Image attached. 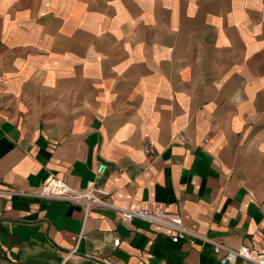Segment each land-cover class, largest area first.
Instances as JSON below:
<instances>
[{"label":"crops","instance_id":"0c3cea01","mask_svg":"<svg viewBox=\"0 0 264 264\" xmlns=\"http://www.w3.org/2000/svg\"><path fill=\"white\" fill-rule=\"evenodd\" d=\"M100 163L109 201L198 236L0 195V264H220L201 237L264 253V0H0V189H85Z\"/></svg>","mask_w":264,"mask_h":264},{"label":"built area","instance_id":"2783aa9c","mask_svg":"<svg viewBox=\"0 0 264 264\" xmlns=\"http://www.w3.org/2000/svg\"><path fill=\"white\" fill-rule=\"evenodd\" d=\"M181 142L186 141L185 131L179 135ZM208 141V139H206ZM145 155L147 156L149 165H152L157 158V152L154 147L147 142L143 148ZM107 165L100 163L95 173V181L90 183L85 189H76L68 185L63 180L50 176L42 187L36 192H22L19 190H1L0 195L5 196H29L41 199H53L63 202L72 203L82 207L84 217L87 219L89 214L95 208H106L115 210L120 219L125 222H132L135 219H141L148 221L152 224L159 225L174 231L172 241L174 243L179 242L187 236L195 235L187 230L182 220L174 215L163 213L158 210L148 209H122L116 206L114 203L107 199L108 193L98 185L106 171ZM1 214V203H0ZM204 241L210 243L213 246V251L220 259V264H235L238 261H242L243 264H264V253L256 252L250 246H241L239 248H232L223 243L217 242L213 239L201 237ZM117 243V241H116ZM76 255V251H71L64 254L60 264H74L73 257ZM103 264H112L108 258L102 259Z\"/></svg>","mask_w":264,"mask_h":264}]
</instances>
